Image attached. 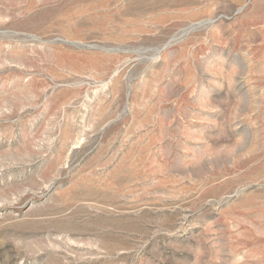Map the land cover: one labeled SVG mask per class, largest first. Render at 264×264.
Returning <instances> with one entry per match:
<instances>
[{
    "label": "rangeland",
    "instance_id": "rangeland-1",
    "mask_svg": "<svg viewBox=\"0 0 264 264\" xmlns=\"http://www.w3.org/2000/svg\"><path fill=\"white\" fill-rule=\"evenodd\" d=\"M0 264H264V0H0Z\"/></svg>",
    "mask_w": 264,
    "mask_h": 264
},
{
    "label": "clouds",
    "instance_id": "clouds-1",
    "mask_svg": "<svg viewBox=\"0 0 264 264\" xmlns=\"http://www.w3.org/2000/svg\"><path fill=\"white\" fill-rule=\"evenodd\" d=\"M233 75H235V73H233ZM242 143H243L242 139H239V140H238V143H237V145H236V148L234 149V151H235V150H238V149L242 146Z\"/></svg>",
    "mask_w": 264,
    "mask_h": 264
}]
</instances>
